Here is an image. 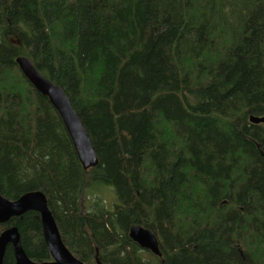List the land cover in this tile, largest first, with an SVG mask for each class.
I'll list each match as a JSON object with an SVG mask.
<instances>
[{
	"label": "trees",
	"instance_id": "1",
	"mask_svg": "<svg viewBox=\"0 0 264 264\" xmlns=\"http://www.w3.org/2000/svg\"><path fill=\"white\" fill-rule=\"evenodd\" d=\"M18 57L63 90L96 167ZM251 116L264 118V0H0V195L42 192L83 263L264 264V124ZM11 227L29 260L52 261L37 212L0 234ZM2 264H16L11 245Z\"/></svg>",
	"mask_w": 264,
	"mask_h": 264
},
{
	"label": "water",
	"instance_id": "2",
	"mask_svg": "<svg viewBox=\"0 0 264 264\" xmlns=\"http://www.w3.org/2000/svg\"><path fill=\"white\" fill-rule=\"evenodd\" d=\"M15 63L22 75L39 94L48 99L61 118L83 169L87 171L90 168L96 167L98 160L89 135L83 128L81 121L63 90L51 80L44 78L28 58L18 57ZM249 121L253 124H264V118L255 116H251ZM31 211L37 212L40 216L43 237L52 261L35 263L29 260L20 246L17 229L11 227L0 234V264L3 262L5 249L8 245H11L13 249L16 264H86L74 257L64 245L48 207L47 199L42 192H29L13 201L0 195V223L8 221L13 217H20ZM128 235L141 249L149 251L157 257H161L159 241L151 231L140 225H133L129 229Z\"/></svg>",
	"mask_w": 264,
	"mask_h": 264
},
{
	"label": "rangeland",
	"instance_id": "3",
	"mask_svg": "<svg viewBox=\"0 0 264 264\" xmlns=\"http://www.w3.org/2000/svg\"><path fill=\"white\" fill-rule=\"evenodd\" d=\"M98 188H100V192L103 191V189H104L103 194H104V196H107L109 201H110V188L106 187V186H103V188H101V186H96V187H94L93 191H98Z\"/></svg>",
	"mask_w": 264,
	"mask_h": 264
},
{
	"label": "bare ground",
	"instance_id": "4",
	"mask_svg": "<svg viewBox=\"0 0 264 264\" xmlns=\"http://www.w3.org/2000/svg\"><path fill=\"white\" fill-rule=\"evenodd\" d=\"M30 60V59H29Z\"/></svg>",
	"mask_w": 264,
	"mask_h": 264
}]
</instances>
